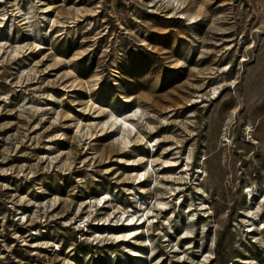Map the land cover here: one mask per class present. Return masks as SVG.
Segmentation results:
<instances>
[{"label":"rangeland","instance_id":"rangeland-1","mask_svg":"<svg viewBox=\"0 0 264 264\" xmlns=\"http://www.w3.org/2000/svg\"><path fill=\"white\" fill-rule=\"evenodd\" d=\"M216 249L264 264V0H0V264Z\"/></svg>","mask_w":264,"mask_h":264},{"label":"trees","instance_id":"trees-1","mask_svg":"<svg viewBox=\"0 0 264 264\" xmlns=\"http://www.w3.org/2000/svg\"><path fill=\"white\" fill-rule=\"evenodd\" d=\"M214 260H215V263H217V264H227L225 259H224V255L222 253H220V251L218 249L215 250Z\"/></svg>","mask_w":264,"mask_h":264}]
</instances>
